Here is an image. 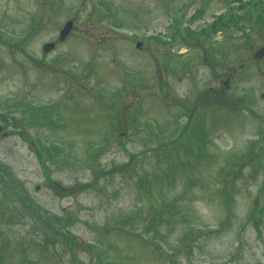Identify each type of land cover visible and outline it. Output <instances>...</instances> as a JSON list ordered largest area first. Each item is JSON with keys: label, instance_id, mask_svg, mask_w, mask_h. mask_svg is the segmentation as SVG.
I'll return each instance as SVG.
<instances>
[{"label": "rangeland", "instance_id": "374dc122", "mask_svg": "<svg viewBox=\"0 0 264 264\" xmlns=\"http://www.w3.org/2000/svg\"><path fill=\"white\" fill-rule=\"evenodd\" d=\"M171 1L0 0L1 264H264V23Z\"/></svg>", "mask_w": 264, "mask_h": 264}, {"label": "trees", "instance_id": "16d2710c", "mask_svg": "<svg viewBox=\"0 0 264 264\" xmlns=\"http://www.w3.org/2000/svg\"><path fill=\"white\" fill-rule=\"evenodd\" d=\"M244 9L242 14L243 16L237 14L232 15V12H228L219 16L213 26L210 27L211 32H208V34L217 33L219 31L223 32L226 29H231L233 26H237L240 20L250 21L255 18L264 22V7L262 4H260V2L250 5V7L246 8L245 10ZM191 34L193 35L194 33L191 32Z\"/></svg>", "mask_w": 264, "mask_h": 264}, {"label": "water", "instance_id": "95a60500", "mask_svg": "<svg viewBox=\"0 0 264 264\" xmlns=\"http://www.w3.org/2000/svg\"><path fill=\"white\" fill-rule=\"evenodd\" d=\"M71 26H72L71 22H67L64 25V27L60 31L59 40H63L69 34V32L71 30ZM52 46H53L52 43L47 44V45L44 46V49H47V47H52ZM262 55H264V47L256 52L255 58H260ZM262 97L264 98V93L262 94ZM0 131H2V127H0ZM4 135H6V134H3V136Z\"/></svg>", "mask_w": 264, "mask_h": 264}]
</instances>
